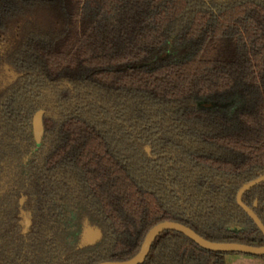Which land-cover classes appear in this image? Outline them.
Wrapping results in <instances>:
<instances>
[{
	"label": "trees",
	"instance_id": "trees-1",
	"mask_svg": "<svg viewBox=\"0 0 264 264\" xmlns=\"http://www.w3.org/2000/svg\"><path fill=\"white\" fill-rule=\"evenodd\" d=\"M8 34L0 264L127 260L166 220L264 245L236 200L264 175V0H0ZM231 95L229 111L214 102ZM241 200L264 226V180ZM229 253L164 230L139 264Z\"/></svg>",
	"mask_w": 264,
	"mask_h": 264
},
{
	"label": "water",
	"instance_id": "water-1",
	"mask_svg": "<svg viewBox=\"0 0 264 264\" xmlns=\"http://www.w3.org/2000/svg\"><path fill=\"white\" fill-rule=\"evenodd\" d=\"M41 115H42L41 111L36 112L35 115L33 116V121H32L33 135L37 144L40 142L43 135ZM263 180H264V175H261L249 182L244 183L236 194V200L237 203L243 208V210L248 214V216L254 221L257 227L264 234V226L261 223L258 216L253 212L251 208L246 206L241 200V196L245 191H247L248 189H250L251 187H253L254 185L258 184ZM164 230L178 231L184 234L185 236H187L188 238H190L191 240H193L199 246L210 250L244 253L254 256H259L264 254V245L255 246V245H249L238 242H213L203 238L194 230H192L191 228H189L184 224L175 221L166 220L155 224L147 231L138 252L131 258L122 261H103L96 264H139L144 260L146 254L148 253L149 247L153 239L161 231ZM99 234L100 232L97 229L90 231V233L88 234V241H94L96 238L99 237Z\"/></svg>",
	"mask_w": 264,
	"mask_h": 264
},
{
	"label": "rangeland",
	"instance_id": "rangeland-1",
	"mask_svg": "<svg viewBox=\"0 0 264 264\" xmlns=\"http://www.w3.org/2000/svg\"><path fill=\"white\" fill-rule=\"evenodd\" d=\"M5 41L3 43H0V54L5 55L10 50V44L13 41V36L11 34L5 35ZM6 44V45H5ZM2 69H5L7 73H10L11 70L7 67L6 64L2 63ZM217 105L220 107H224L227 111H229L233 106L241 104L242 100L237 95H231L228 97H221L214 101ZM95 230V228H86L84 230V239L88 240V234L90 231Z\"/></svg>",
	"mask_w": 264,
	"mask_h": 264
},
{
	"label": "crops",
	"instance_id": "crops-1",
	"mask_svg": "<svg viewBox=\"0 0 264 264\" xmlns=\"http://www.w3.org/2000/svg\"><path fill=\"white\" fill-rule=\"evenodd\" d=\"M224 264H264V257L244 253H229L224 256Z\"/></svg>",
	"mask_w": 264,
	"mask_h": 264
}]
</instances>
